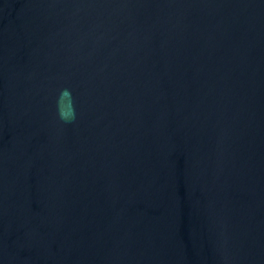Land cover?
<instances>
[{"label":"water","instance_id":"obj_1","mask_svg":"<svg viewBox=\"0 0 264 264\" xmlns=\"http://www.w3.org/2000/svg\"><path fill=\"white\" fill-rule=\"evenodd\" d=\"M0 264H264V0H0Z\"/></svg>","mask_w":264,"mask_h":264},{"label":"clouds","instance_id":"obj_2","mask_svg":"<svg viewBox=\"0 0 264 264\" xmlns=\"http://www.w3.org/2000/svg\"><path fill=\"white\" fill-rule=\"evenodd\" d=\"M56 115L64 123H72L77 119V100L71 87H63L59 90L55 101Z\"/></svg>","mask_w":264,"mask_h":264}]
</instances>
